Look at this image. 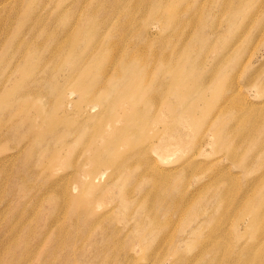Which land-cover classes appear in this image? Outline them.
I'll use <instances>...</instances> for the list:
<instances>
[{
    "label": "rangeland",
    "instance_id": "rangeland-1",
    "mask_svg": "<svg viewBox=\"0 0 264 264\" xmlns=\"http://www.w3.org/2000/svg\"><path fill=\"white\" fill-rule=\"evenodd\" d=\"M0 264H264V0H0Z\"/></svg>",
    "mask_w": 264,
    "mask_h": 264
},
{
    "label": "bare ground",
    "instance_id": "bare-ground-1",
    "mask_svg": "<svg viewBox=\"0 0 264 264\" xmlns=\"http://www.w3.org/2000/svg\"><path fill=\"white\" fill-rule=\"evenodd\" d=\"M228 191L229 190H225V191H223L221 194L224 196V197H226V198H228ZM222 199H223V197H222ZM224 200V199H223ZM146 207H147V204H144Z\"/></svg>",
    "mask_w": 264,
    "mask_h": 264
}]
</instances>
